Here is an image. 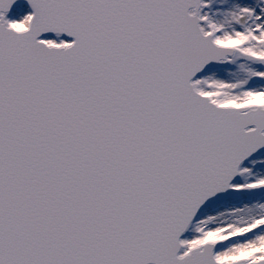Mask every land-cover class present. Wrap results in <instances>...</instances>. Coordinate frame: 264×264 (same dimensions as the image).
I'll list each match as a JSON object with an SVG mask.
<instances>
[{"label": "snow or ice", "instance_id": "6c2138e0", "mask_svg": "<svg viewBox=\"0 0 264 264\" xmlns=\"http://www.w3.org/2000/svg\"><path fill=\"white\" fill-rule=\"evenodd\" d=\"M15 3L0 264H264V0Z\"/></svg>", "mask_w": 264, "mask_h": 264}, {"label": "water", "instance_id": "95a60500", "mask_svg": "<svg viewBox=\"0 0 264 264\" xmlns=\"http://www.w3.org/2000/svg\"><path fill=\"white\" fill-rule=\"evenodd\" d=\"M29 11H30L29 7L24 5V6H21L20 8H18V10H16L15 12H13L9 16L12 18H21L24 14H26Z\"/></svg>", "mask_w": 264, "mask_h": 264}]
</instances>
